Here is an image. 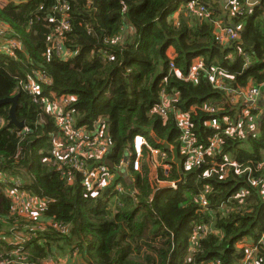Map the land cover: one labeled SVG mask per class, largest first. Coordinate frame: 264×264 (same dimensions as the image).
Segmentation results:
<instances>
[{"label": "trees", "instance_id": "trees-1", "mask_svg": "<svg viewBox=\"0 0 264 264\" xmlns=\"http://www.w3.org/2000/svg\"><path fill=\"white\" fill-rule=\"evenodd\" d=\"M190 1L8 0L6 6L0 5V25L7 28L5 35L0 31L7 40L2 45L11 41L21 45L13 56L0 54V101L19 95L16 119L31 128V134L19 136L21 129L10 119L11 105H0V170L10 179L22 180L17 187L6 185L8 191L51 201L36 212L57 226L29 228L3 186L0 264H48L57 261L58 252H69L79 264H240L245 249L264 240V102L252 113L255 120H245L244 139L221 132L222 151L206 157L200 168L186 169L178 120L179 114L186 115L195 145L206 148L215 134L207 127L210 120H232L240 113L206 73L193 82L179 78L178 73L191 72L197 59L206 71H223L233 88H259L264 98V0L251 10L243 0H228L238 6L232 24L241 30V38L226 47L218 44L214 34L213 23L221 17L214 7L218 4L203 0L209 16L202 18L187 10ZM177 12L179 17L173 19ZM55 45L72 57L59 59ZM172 63L178 73L170 71ZM33 71L51 80L47 94L76 97L72 108L79 124L105 121L115 143L109 157L113 164L139 132L152 147L167 153L164 160L158 159L160 163L166 164L172 154L161 145L171 144L182 164L172 166L169 173L163 166L155 173L145 150L141 172H130L132 179L124 182L133 183L138 203L129 196L121 204L107 194L87 197L80 179L69 185L41 162L50 148L48 133L56 126L22 90ZM162 90L170 98L166 120L155 113ZM209 106L221 110L213 115L206 110ZM38 112L45 123L37 128ZM225 159L237 167L225 165ZM215 163L225 165L224 175ZM215 170L219 173L207 177ZM161 182L179 185L176 190L159 191ZM206 188L209 211L202 214L197 198ZM242 190L247 196L236 199ZM197 224H213L216 233L191 249ZM60 227L66 228L68 236ZM259 250L264 264V245Z\"/></svg>", "mask_w": 264, "mask_h": 264}, {"label": "built area", "instance_id": "built-area-1", "mask_svg": "<svg viewBox=\"0 0 264 264\" xmlns=\"http://www.w3.org/2000/svg\"><path fill=\"white\" fill-rule=\"evenodd\" d=\"M210 1L213 5L218 4L220 11L223 13L228 8L232 13L237 9L236 2L230 3L228 0H206ZM247 9H253L260 5L261 0H243ZM187 10L196 14L199 17L206 18L209 16V7L203 2V0H192L187 5ZM214 34L219 45L226 47L232 43L240 41V29L234 27L226 20L220 18L213 23ZM10 45H2L0 48V54L13 56L14 51L18 50L21 46L15 41L8 42ZM55 44H58L57 42ZM59 59L66 61L72 57L69 51L64 52L59 45H55ZM250 64L249 59L246 60V66ZM170 71L177 72L175 65L170 64ZM178 73V72H177ZM201 73H206L208 79L214 88L223 92L229 99L234 107L240 110V113L234 119L224 118L222 121L216 118H212L207 124V127L214 129L211 142L208 147L202 148L195 145V139L190 132L189 120L186 115L179 114V127L181 131V148L180 154L186 159V169L200 168L205 163L206 157H213L217 153L222 151L223 140L221 132H224L228 137H237L243 134V124L246 119L250 121L255 120L256 116L252 113L258 109L260 103L261 91L259 88H246L245 90H238L226 83V75L218 68H212L209 71L205 70L202 60L197 59L193 62V67L190 73L187 75H181L178 73L179 78L187 81H196ZM230 82V81H229ZM51 80L46 75L33 71L32 75L27 78V82L23 84L22 90L32 97L34 105L40 106L45 115L54 120L56 130L48 133V142L50 148L46 151L47 157L42 159V164L48 169L54 170L58 173L62 179L67 180L69 185H73L80 179V184L86 191V196L92 199H98L107 194L109 199H113L121 204L124 197L129 196L135 203L138 200L135 199L137 190L125 185V181L131 180L130 172L138 173L142 170V163L144 159L145 150H147L150 157V162L156 168L158 159L164 160L167 153L163 149L152 147L146 136L141 132L132 136L128 147L122 152L121 160L117 164H113L109 157L112 155L115 143L113 136L109 132L108 126L105 125L103 119L94 122L91 126H82L79 124L78 119L73 110V105L76 102V97L67 94L58 96L55 93H46L45 89H50ZM206 110L215 115L221 108L215 106L206 107ZM170 111V98L167 91H161L160 102L155 108V113L160 115L163 119H168ZM35 127H40L45 123L44 115L38 112V118ZM31 134V128L24 126L20 133L24 137ZM152 137V133L149 134ZM163 144V143H159ZM165 148V145H161ZM173 150V145L169 147ZM44 152H41V154ZM225 165L237 167L230 159H225ZM225 165L222 163H215V167L220 166V172L225 174ZM261 166L258 167L260 169ZM213 173H219L216 170L207 177H210ZM242 174V173H241ZM13 180L12 184L9 182ZM134 181V180H133ZM22 183L21 178L9 177L7 172L0 170V186L5 187V193L8 196L14 198V201L21 200L20 196L25 195V192L12 193L8 191V186L17 187ZM165 183V182H161ZM254 186H259V182L253 181ZM261 193L264 196V183L261 184ZM177 183L170 184V188L177 189ZM209 188H206L204 193L197 198V202L200 206V212L205 214L209 211V202L207 196L209 194ZM247 196V192L242 190L238 193L236 199H243ZM35 204L39 208H44L51 201L45 199L40 200L35 197ZM24 203V200L20 201ZM19 212L24 213L23 209L19 206ZM62 232L66 231V228L60 227ZM216 233L213 224L200 225L197 224L194 227V233L192 237L191 249L199 247V242L205 236ZM264 239V238H263ZM264 245V240L257 246L247 247L245 249L243 258L240 264H261L260 262V250L259 246ZM215 264H221L217 261Z\"/></svg>", "mask_w": 264, "mask_h": 264}, {"label": "rangeland", "instance_id": "rangeland-1", "mask_svg": "<svg viewBox=\"0 0 264 264\" xmlns=\"http://www.w3.org/2000/svg\"><path fill=\"white\" fill-rule=\"evenodd\" d=\"M8 3V0H0V5L1 6H6V4ZM230 9L228 8L226 11H225V13L227 14V17H230V19H229V22H231L232 23V19L234 18V16L236 15L235 14V12H237V11H234V12H230L229 11ZM0 31L2 32V33H4V35H5V33H6V31H7V28L5 27L4 29L1 27V25H0ZM1 34V33H0ZM3 41H7V40H4V39H2L1 38V36H0V48L2 49V44H3ZM4 42V43H5ZM232 59V58H231ZM15 97V96H14ZM13 98V97H12ZM263 100H264V98H263V96H262V94H261V96H260V101H262L263 102ZM262 112H263V110H262ZM255 130H253V132H254ZM244 136H245V134L243 133L242 135H241V137H240V139H244ZM159 162V161H158ZM158 162H157V166H156V168L152 165L153 163H147L148 164V166L150 167V165H152L153 167H154V172L156 173L157 171H158V169H159V167H162L163 165H165V163L163 162V163H160L159 162V164H158ZM20 198H21V200H24V203H21L20 201H18L17 203H15L14 202V207H15V209H17L19 206L21 207V209H23V211H24V213H20L19 212V214L15 211L14 212V214H18L20 217H21V220H23V221H25L26 222V225H28V227L29 228H32L33 226H35V228H36V230H46L47 228H51L52 230L54 229V228H56L57 226L56 225H54L53 223H50V221H46V220H43V219H41L40 217H39V214L36 212L37 211V209H39L40 210V208H39V206H36V204H35V197H33V195L32 194H30V193H26L25 192V195H21L20 196ZM61 231V230H60ZM19 233V232H18ZM61 233L63 234V236H68V234H67V231H65V232H62L61 231ZM19 234H21V233H19ZM65 244V243H64ZM243 249V246L242 245H239L238 246V248H237V250L238 251H241ZM17 252V251H16ZM59 253V255H58V259H57V261L56 262H54L53 260L52 261H48V264H56V263H61V264H79L78 262H77V260L75 259V258H73L72 257V255L69 253V252H63V253H61V252H58ZM2 264H5V263H2Z\"/></svg>", "mask_w": 264, "mask_h": 264}, {"label": "crops", "instance_id": "crops-1", "mask_svg": "<svg viewBox=\"0 0 264 264\" xmlns=\"http://www.w3.org/2000/svg\"><path fill=\"white\" fill-rule=\"evenodd\" d=\"M209 3H211L210 1H209ZM212 4V3H211ZM213 5V4H212ZM215 8H217V10L219 9V7H217V6H214ZM220 10V9H219ZM179 13L180 12H178V13H176L174 16H173V19L175 18V19H177L178 17H179ZM225 17H227V16H225V14H223L222 12H221V17L220 18H225ZM219 18V19H220ZM229 21V20H228ZM260 102H262V101H260ZM263 102H264V100H263ZM171 146V144L170 145H168V146H165V148L166 149H168L172 154H171V157H170V159H168L167 160V162H166V164L165 165H163V170L165 171V172H167V173H169L170 172V170H171V168H172V166L174 167L175 165L176 166H178V164H182V161H181V158L178 156V151L175 149V147L173 146V150H170L169 149V147ZM150 167H151V169H152V171L154 170V167L152 166V165H150ZM168 184H166V183H160L161 184V188L160 189H163V188H169L170 187V184H172V183H175V182H167ZM177 185H179V184H177Z\"/></svg>", "mask_w": 264, "mask_h": 264}, {"label": "water", "instance_id": "water-1", "mask_svg": "<svg viewBox=\"0 0 264 264\" xmlns=\"http://www.w3.org/2000/svg\"><path fill=\"white\" fill-rule=\"evenodd\" d=\"M19 98L20 96L19 95H16L15 97L13 98H8V99H5V100H2L0 101V105H11V108H10V119L12 120L13 123L16 124V126L20 129L23 128L24 126V122H18L17 119H16V111H17V107H18V102H19Z\"/></svg>", "mask_w": 264, "mask_h": 264}, {"label": "clouds", "instance_id": "clouds-1", "mask_svg": "<svg viewBox=\"0 0 264 264\" xmlns=\"http://www.w3.org/2000/svg\"><path fill=\"white\" fill-rule=\"evenodd\" d=\"M208 2H209V1H208ZM188 3H189V2H187L186 7H187ZM184 7H185V6L182 5L180 9H183ZM248 10H249V9H248ZM250 10H251V9H250ZM177 13H178V12H177ZM175 14H176V13H175ZM175 14H174V15H175ZM174 15H173V16H174ZM227 22L230 23V24H232V23L229 22V21H227ZM232 25H233V24H232ZM141 133H142V132H141ZM142 134H143V133H142ZM143 135H144V134H143ZM144 136H145V135H144ZM177 184H178V183H177ZM2 188H3V186H0V189H1V190H2ZM177 188H178V186H177ZM163 189H173V188H170V187H169V188H163ZM160 190H162V189H159V191H160ZM174 190H176V189H174ZM189 250H190V249H189ZM189 254H190V251H189ZM189 259H190V257H188V260H189Z\"/></svg>", "mask_w": 264, "mask_h": 264}]
</instances>
